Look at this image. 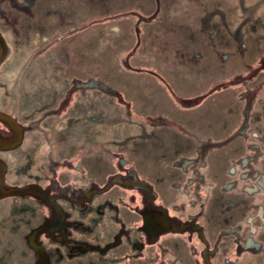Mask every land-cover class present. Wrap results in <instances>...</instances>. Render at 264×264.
Masks as SVG:
<instances>
[{
	"label": "rangeland",
	"instance_id": "obj_1",
	"mask_svg": "<svg viewBox=\"0 0 264 264\" xmlns=\"http://www.w3.org/2000/svg\"><path fill=\"white\" fill-rule=\"evenodd\" d=\"M0 264H264V0H0Z\"/></svg>",
	"mask_w": 264,
	"mask_h": 264
}]
</instances>
